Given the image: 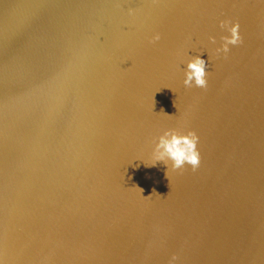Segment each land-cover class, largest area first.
I'll list each match as a JSON object with an SVG mask.
<instances>
[{
	"label": "water",
	"instance_id": "95a60500",
	"mask_svg": "<svg viewBox=\"0 0 264 264\" xmlns=\"http://www.w3.org/2000/svg\"><path fill=\"white\" fill-rule=\"evenodd\" d=\"M173 129L195 172L152 159ZM173 255L264 264V0H0V264Z\"/></svg>",
	"mask_w": 264,
	"mask_h": 264
},
{
	"label": "clouds",
	"instance_id": "9594fccd",
	"mask_svg": "<svg viewBox=\"0 0 264 264\" xmlns=\"http://www.w3.org/2000/svg\"><path fill=\"white\" fill-rule=\"evenodd\" d=\"M220 28L228 33L221 37L222 44L216 48V53H227L230 51V46L235 47L243 43L239 32V23L232 21H221ZM160 35L155 34L150 42L155 43L160 40ZM211 43L215 44V38L210 37ZM185 79L183 81L186 88L198 87L206 89L208 87L206 72V62L199 56L190 59L184 71ZM199 137L194 131L180 133L177 130H168L158 138V143L155 144V150L152 154V159L156 162H163L167 168L169 162L173 170H180L185 165L191 166V170L195 172L201 163V154L198 150ZM149 198V197H148ZM178 259L173 255L169 264H174Z\"/></svg>",
	"mask_w": 264,
	"mask_h": 264
}]
</instances>
